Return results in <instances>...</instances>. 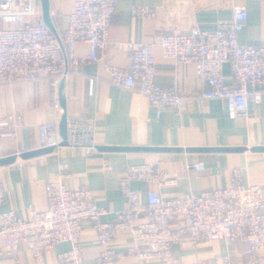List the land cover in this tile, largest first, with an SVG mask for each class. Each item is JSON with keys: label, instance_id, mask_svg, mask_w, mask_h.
<instances>
[{"label": "built area", "instance_id": "1", "mask_svg": "<svg viewBox=\"0 0 264 264\" xmlns=\"http://www.w3.org/2000/svg\"><path fill=\"white\" fill-rule=\"evenodd\" d=\"M116 0H74L65 16L64 27L53 34L42 21L39 0H0V137L16 140L22 115L6 112L4 89L18 84L47 81L57 86L70 75L83 73L86 63L102 62L110 85L137 91L157 110L183 113L189 105H205L221 99L231 119L248 116V104H260L264 88V45H242L239 35L245 27L244 7L234 10L233 18L219 22L213 31L193 26L188 31L164 32L159 46L164 59L178 64L195 65L197 77L206 85L190 96L177 84L163 86L156 82L157 56L154 45L145 41H130L125 45L129 56L127 66L107 61L108 34L116 14ZM136 19L154 18V12L143 4L132 7ZM56 27V26H55ZM87 44V56L74 55L80 44ZM231 67L234 84H227L223 68ZM54 109H63L54 103ZM43 147L57 145L59 122L39 124ZM68 143L71 148H97L95 129L90 124L68 122ZM206 166L195 161L184 172L204 171ZM66 170L56 172L46 186L48 208L32 209L27 218L13 210H0V236L5 255L13 264H22L19 253L26 248L36 260H41L54 246L68 244L59 254L61 264H90L83 255L81 235L86 222L92 224L102 250L96 264H119L124 257L137 264H173L174 250L183 239L194 243L224 241L225 255H217L223 264H235L240 255L247 264H259L264 249V184H246L239 171L227 187L207 189L196 195L185 193L166 197L162 190L177 184L159 164L130 165L119 181V189L127 207L113 213L109 221L102 220L105 211L87 185L70 188L63 181ZM133 182L151 185L145 200ZM5 202V190L0 179V208ZM126 230L131 240L123 252L111 247L115 232ZM244 245L239 251L237 244Z\"/></svg>", "mask_w": 264, "mask_h": 264}, {"label": "crops", "instance_id": "2", "mask_svg": "<svg viewBox=\"0 0 264 264\" xmlns=\"http://www.w3.org/2000/svg\"><path fill=\"white\" fill-rule=\"evenodd\" d=\"M74 0H51V14L56 28L61 31L64 19L72 10ZM143 4L155 14L151 19H136L132 7ZM244 7L247 21L239 35L242 45H264V0H116V14L108 34L107 61L116 66L128 65L125 45L130 41H145L154 45L157 56L156 82L163 86L177 84L190 96L200 88H206L197 77L194 64H178L164 59L159 46L162 33L176 30L188 31L198 26L213 31L219 22L233 18L234 10ZM89 47L80 44L74 55L87 56ZM103 63H86L83 73L70 75L53 86L47 81L18 84L4 89L6 112L21 113L22 123L16 140L0 137V157L42 148L39 124L58 121L62 115L54 109L60 96L65 99L69 123L90 124L95 129L97 148H67L60 152L32 159H18L10 166L0 167V179L5 190V202L1 211L13 210L27 218L32 209L48 208L46 186L53 174L66 170L63 181L70 188L87 185L109 221L113 213L123 210L127 203L119 189V181L128 167L135 164L155 163L173 177L177 184L165 187L166 197H179L185 193L200 194L207 189L227 187L239 171L246 184H264V153L247 150L243 153H190L189 148L264 146V88L260 104L249 102L248 116L231 119L226 104L221 99L205 105L191 104L180 114L165 110L157 117V110L149 100L137 91L110 85L106 80ZM227 84H234L231 67L223 68ZM60 105V104H59ZM61 138L59 140V143ZM114 147H173L181 149L173 153H146L141 151H107ZM206 166L204 171L184 172L195 162ZM132 187L141 192L153 187L133 182ZM131 234L126 230L115 232L111 247L123 252L129 245ZM83 255L90 264L102 248L97 241L92 224L86 222L81 235ZM239 251L244 245L238 243ZM66 243L59 244L36 260L26 248H21L22 264H61L59 254L68 250ZM228 247L224 241L194 243L183 239L174 250L173 264H223L217 255H225ZM235 264H247L240 255ZM0 264H13L5 255L0 236ZM119 264H137V260L124 257ZM161 264V263H154ZM259 264H264V249Z\"/></svg>", "mask_w": 264, "mask_h": 264}, {"label": "water", "instance_id": "3", "mask_svg": "<svg viewBox=\"0 0 264 264\" xmlns=\"http://www.w3.org/2000/svg\"><path fill=\"white\" fill-rule=\"evenodd\" d=\"M40 5L42 8V21L46 27H48L53 34L59 37L58 32L56 30L53 17L51 14V0H39ZM60 107L63 109L64 114L62 115L59 123V136L61 138L60 143L53 146L48 147H42L39 149H35L32 151H26L22 153H16L13 155L3 156L0 157V167L10 166L14 164L19 158L20 159H32L37 158L45 155L54 154L57 152H60L62 150H65L70 147L68 143V119L67 115L65 113L66 111V103L65 99L60 96L59 99ZM104 150L107 151H141L146 153H173V152H179L181 149L179 148H173V147H114L106 148ZM247 150H250L252 152L257 153H264V146H257L253 147L251 149H248L247 147H200V148H189L186 152L190 153H243Z\"/></svg>", "mask_w": 264, "mask_h": 264}]
</instances>
